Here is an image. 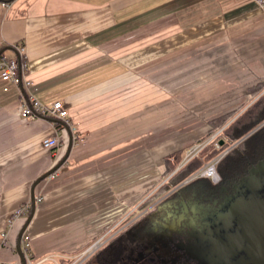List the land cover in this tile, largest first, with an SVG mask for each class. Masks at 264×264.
<instances>
[{
  "label": "crops",
  "instance_id": "crops-1",
  "mask_svg": "<svg viewBox=\"0 0 264 264\" xmlns=\"http://www.w3.org/2000/svg\"><path fill=\"white\" fill-rule=\"evenodd\" d=\"M18 45L35 84L25 94L43 104L63 101L85 138L73 141L66 162L37 185L43 200L25 231L35 264H70L109 229V154L129 147L113 141L146 131L149 100L160 106L162 93L179 91L192 99L196 81L203 98L212 91L236 100L264 81V6L254 0H0V52L20 58ZM22 103L21 88L0 76V263L21 262L16 244L27 217L10 222L11 216L31 203L33 183L64 158L72 136L62 122L23 117ZM54 136L60 146L43 148V139Z\"/></svg>",
  "mask_w": 264,
  "mask_h": 264
},
{
  "label": "trees",
  "instance_id": "trees-1",
  "mask_svg": "<svg viewBox=\"0 0 264 264\" xmlns=\"http://www.w3.org/2000/svg\"><path fill=\"white\" fill-rule=\"evenodd\" d=\"M246 96L247 103L212 120L210 131L199 142L207 140L206 137L232 120L250 101L254 99L255 101L208 142L197 156L182 164L166 183L137 208L143 210L139 218L96 253L99 264H129L127 260L129 255L144 251L145 245L151 247L148 243L140 242V238L146 233L153 231L159 234L158 231L163 225L166 228L165 225L174 223L173 220L179 219V216L189 218L192 213L200 215L202 213L200 209L203 210L209 204L218 205L223 201L235 199L243 182L247 183L246 187L258 186L255 182H261L260 176L264 175V81L249 86ZM44 117L53 120L48 116ZM257 127L258 129L248 136ZM233 145L235 146L232 148ZM182 153L183 150H178L164 156L162 178L181 164ZM218 156H220L216 164V171L220 177L218 182H213L207 176L193 177L207 161ZM253 169L256 170L253 172ZM187 179L190 180L179 187ZM156 186L157 184L146 193H151ZM150 205L152 206L148 208ZM127 211L128 208L122 211L119 218L128 214ZM108 230L105 229L104 232ZM153 247L150 248L151 251L154 250Z\"/></svg>",
  "mask_w": 264,
  "mask_h": 264
},
{
  "label": "rangeland",
  "instance_id": "rangeland-1",
  "mask_svg": "<svg viewBox=\"0 0 264 264\" xmlns=\"http://www.w3.org/2000/svg\"><path fill=\"white\" fill-rule=\"evenodd\" d=\"M181 85L190 87V84ZM202 88L203 86L199 82L196 81V83H194L193 96H191L192 99L184 98L186 91H179L177 94L172 95V97L168 93H162L161 95L163 96L161 97L160 106L156 105L152 100H149L150 102L147 107V112L149 111L153 113L145 116L146 131L138 136L113 141L117 143V145L122 143V145L129 146L122 152L109 154V191L110 189L113 190L112 197L109 198V210L113 207L114 213L111 214V212H109V214H111V216L109 215V230L102 233V235L100 234L95 241L81 250V255L78 254L76 256L78 264H99L96 253L106 246L112 238L117 237L119 234L127 230L133 222L139 218L143 213L141 212L143 210H137V208L146 201L152 193L166 183L183 164L182 159L181 164L176 167L173 172L165 178H162L164 171V156L178 150H183L181 156L183 158L186 157L192 147L199 146V144L202 143L199 142V140L210 131L212 120L220 117L226 111L235 109L242 104L247 103L248 98L244 96L242 99L229 100L226 98L227 94L224 98L213 97L216 96L214 95L216 93L212 91L209 93L207 92L203 98ZM146 91L148 94V89H146ZM208 94L210 97H207ZM254 101L255 99L250 101L245 108H248ZM243 110L235 115L232 120L238 117ZM232 120L226 123L217 132L206 137L208 139H205L204 143L212 141L221 130L225 129V127L232 122ZM258 127L253 129L248 136L255 132ZM110 143H112V141H110ZM215 144L217 145V143ZM234 146L235 145H233L232 148ZM113 150L114 149L109 148V153ZM161 154H163L162 161L157 162L159 161L158 159L161 157ZM223 154L221 155L223 156ZM218 157L216 158L220 159V156ZM143 160L145 162H143ZM150 160H154V162H150ZM211 161H207V163L201 169L199 168L197 172H202L207 169L211 165ZM255 170L256 169H253V172ZM260 180L264 185V175L260 176ZM155 184H157L155 189L151 193H146ZM246 184L247 183L243 182L238 188V195H240L242 187L246 188ZM259 197L260 196H257L258 201L260 199ZM119 200L124 203L120 202L121 204H114L115 202H119ZM112 204L114 206H112ZM152 205L148 206V208ZM126 208H128V214L120 219V214ZM254 215H256V219L253 221L254 224H256L257 219L259 218V212L255 211L253 217ZM262 223H264V218L261 220L260 225ZM103 237L105 240H103L100 248L94 251L91 255H84L83 252L88 247ZM137 239H139V237ZM161 241L162 239L160 235L153 231L146 233L144 237L140 238V242L148 243V245H151L150 248H152L153 245H157V242Z\"/></svg>",
  "mask_w": 264,
  "mask_h": 264
},
{
  "label": "flooded vegetation",
  "instance_id": "flooded-vegetation-1",
  "mask_svg": "<svg viewBox=\"0 0 264 264\" xmlns=\"http://www.w3.org/2000/svg\"><path fill=\"white\" fill-rule=\"evenodd\" d=\"M255 183L249 190L241 188L235 199L200 209V215L179 216L171 226L163 225L158 231L162 241L154 250L145 245L144 251L127 257L128 263L264 264V185Z\"/></svg>",
  "mask_w": 264,
  "mask_h": 264
},
{
  "label": "built area",
  "instance_id": "built-area-1",
  "mask_svg": "<svg viewBox=\"0 0 264 264\" xmlns=\"http://www.w3.org/2000/svg\"><path fill=\"white\" fill-rule=\"evenodd\" d=\"M254 1H256L260 6H264V0H254ZM16 47L21 56L20 58L10 59L4 56L3 54H0V71H1L0 76L3 81L11 82L17 85L19 88H21L22 97H23V103L21 105V115L25 118H30V119L48 116L53 120H60L68 127V129L72 133L74 142L77 143L84 142L85 138L81 135L78 127L73 125L72 121L70 120L68 110L65 108L63 101L57 100L50 104H43L34 93L28 92L27 95L25 94V90H30L34 88L35 84L28 76V70H27L28 66H27V62L25 61V47L20 45ZM7 89L8 87H5V90ZM202 143H200L199 146L192 147V149L189 150V153L186 155V157L183 158L182 161L183 164L191 160L193 157L197 156L199 152L207 145V143L204 144ZM60 144L61 141L58 136L48 137L43 139L42 141V146L43 148L46 149L57 148L60 146ZM218 160L219 159H214L213 161H211L212 163L207 169H205L202 172H197L193 177L207 176L211 178L213 182H218L220 179L216 171V164ZM42 200L43 197L37 195L36 202L39 203ZM30 210H31V203L28 202L26 204L21 205L12 214L10 222L28 216ZM103 240H105L104 237L100 238L98 241H96L94 244L88 247L83 252L84 255H91L92 253H94V251H96L98 248L102 246L101 244ZM29 246H30V237L24 233L22 236V247H23L26 264H35L31 259ZM76 256L73 258L70 264H78L76 261L77 258ZM0 264H10V263H0ZM15 264H22V262H17Z\"/></svg>",
  "mask_w": 264,
  "mask_h": 264
},
{
  "label": "water",
  "instance_id": "water-1",
  "mask_svg": "<svg viewBox=\"0 0 264 264\" xmlns=\"http://www.w3.org/2000/svg\"><path fill=\"white\" fill-rule=\"evenodd\" d=\"M56 121H60V120H56ZM72 146H73V135L71 136V140H70V143L68 146V151H67L66 155L64 156V158L61 161H59L52 169H50L49 171H47L46 173L41 175L32 185V188H31V212L26 219L25 225L22 227V229L18 235L17 244H16V250L20 256V260H21L22 264H26V260H25V256H24V252H23V247H22V236L25 233L28 225L32 221L34 214H35V210H36V206H37V204H36V193H35L36 187L42 180L53 175L66 162ZM188 181H189V179L182 182L179 185V187L186 184Z\"/></svg>",
  "mask_w": 264,
  "mask_h": 264
}]
</instances>
